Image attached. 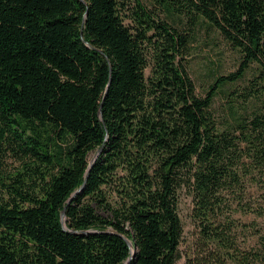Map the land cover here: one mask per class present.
<instances>
[{
  "label": "trees",
  "instance_id": "16d2710c",
  "mask_svg": "<svg viewBox=\"0 0 264 264\" xmlns=\"http://www.w3.org/2000/svg\"><path fill=\"white\" fill-rule=\"evenodd\" d=\"M154 1L215 27L236 70L199 95L191 28L141 0H0V163L9 149L31 161L0 172V264H126L131 250L127 264H176L182 187L197 228L184 264H264V233L243 243L231 215L246 180L264 185V0ZM251 63L258 107L219 130L218 88Z\"/></svg>",
  "mask_w": 264,
  "mask_h": 264
},
{
  "label": "rangeland",
  "instance_id": "374dc122",
  "mask_svg": "<svg viewBox=\"0 0 264 264\" xmlns=\"http://www.w3.org/2000/svg\"><path fill=\"white\" fill-rule=\"evenodd\" d=\"M141 1L159 18L165 19L180 30L191 28L190 50L186 66L199 95L205 93L208 85L217 76L236 70L241 60L240 52L233 48L220 35L219 31L203 18L199 17L195 25L191 26L184 15L169 13L154 0ZM128 5L129 9L125 10L123 15L130 14L133 2ZM127 17L125 16L124 22L129 24L131 22ZM148 72L149 68L146 70V74ZM257 72V64L251 63L243 77L233 82H227L218 88L212 101L211 109L219 130L233 125L235 117L249 116L257 109L258 101L256 99H246L243 96L249 80ZM5 153L0 163V172L3 176L14 175L17 170L23 169L24 162L31 163L27 157L21 159V153L14 154L10 149ZM230 195L228 194V197ZM240 196V202H236V199L231 200V215L238 223L248 224L247 238L244 239L243 243L252 244L256 240L257 234L251 236L249 231L257 229L258 233H264L263 182L246 180ZM192 207L193 202L190 191L186 187L180 188L178 191V213L183 224V235L179 245L181 258L176 264H184L185 257L190 254L197 235V228L192 218ZM239 238H241V234Z\"/></svg>",
  "mask_w": 264,
  "mask_h": 264
},
{
  "label": "water",
  "instance_id": "95a60500",
  "mask_svg": "<svg viewBox=\"0 0 264 264\" xmlns=\"http://www.w3.org/2000/svg\"><path fill=\"white\" fill-rule=\"evenodd\" d=\"M99 152H100V149L93 155V157L89 161V166H91L93 160L96 158V156ZM87 175H88V171L85 174V179H86ZM85 179H84L83 183L79 186V188L72 194V196H74L76 193L80 192L83 189V187L85 186ZM72 196L67 199V203H69L71 201ZM60 221H61L62 226H64V221H65V210H64V208L61 210V213H60ZM125 240L127 241L128 245L131 246V241L126 237H125ZM132 255H133V251L131 250L130 256L128 257V259L125 262L126 264L132 258Z\"/></svg>",
  "mask_w": 264,
  "mask_h": 264
}]
</instances>
